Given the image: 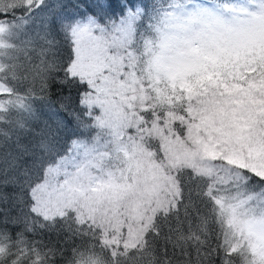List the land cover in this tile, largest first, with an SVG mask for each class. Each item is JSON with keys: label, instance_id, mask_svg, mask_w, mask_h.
I'll return each mask as SVG.
<instances>
[{"label": "snow or ice", "instance_id": "6c2138e0", "mask_svg": "<svg viewBox=\"0 0 264 264\" xmlns=\"http://www.w3.org/2000/svg\"><path fill=\"white\" fill-rule=\"evenodd\" d=\"M0 264H264V0H0Z\"/></svg>", "mask_w": 264, "mask_h": 264}]
</instances>
